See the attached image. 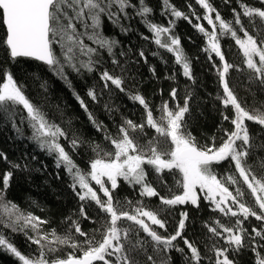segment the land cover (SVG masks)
I'll return each mask as SVG.
<instances>
[{
    "label": "snow or ice",
    "instance_id": "1",
    "mask_svg": "<svg viewBox=\"0 0 264 264\" xmlns=\"http://www.w3.org/2000/svg\"><path fill=\"white\" fill-rule=\"evenodd\" d=\"M231 2L224 0L225 4ZM235 2L239 11L233 8L232 19L228 20L210 0H195L204 10L202 17L191 12L197 20L193 27L206 38V47L202 50L207 53L222 89V95L215 97L222 105L219 131L210 137L211 144L201 145L191 131L192 90L186 91L181 104L179 89L173 87L169 100H161L154 109L139 91L133 93L125 87L126 79H132L130 63L138 61H131L128 53L121 51L119 56L125 57V63H121L114 52L120 42L101 33L102 18L127 34L131 28L125 22L139 17L151 33V37L141 34V38L157 46L158 51L152 55H160L166 64L159 50L172 54L183 77L195 84L191 60L185 54L180 38L173 32L177 20L184 19L190 24L192 20L170 0H163V14L173 18L169 19V26L152 21L153 8L146 0H0V23L5 29L0 38V52H3L4 62H17L19 58L42 62L70 89L69 72L77 75L99 72L103 87L99 94L95 88L87 90L86 95L91 101L98 103L104 91L111 94L114 86L131 101L138 102L145 113L140 123L122 117L113 133L102 121H97L88 104L73 89L75 99L88 114L95 130L103 133L104 143L85 139L78 133L70 136L62 123H57L42 105L31 100L25 86L0 65V124H10L18 138H27L41 152L53 157L56 168L66 172L70 180L68 186L80 201L77 218L69 215L62 221L66 225L63 233L56 228L47 229L48 219L7 200L13 171L3 172L0 204L6 215L0 218V228L22 233L26 241L36 247L22 252L0 230V252L14 257L17 264H174L173 252L181 255L184 264H204L206 259L210 264H238L236 257L251 250L256 254L255 264H264V255L259 251L264 249V243H261L264 241V174H257L249 163L256 149H264V101H259V106L256 103V93H264V0H259V7L244 0ZM188 8L191 10L192 5ZM201 19L206 21L210 31L199 23ZM249 26L255 30V35L250 34ZM226 37L234 41L242 54V63L250 73L251 107L247 98L238 97L230 86V71L244 69L226 59L221 44L222 38ZM103 51L111 58L112 65L120 69V75H114L107 68L101 70ZM138 56L147 63L143 50ZM149 71L156 76L154 67ZM165 79L175 80L176 73ZM135 83L132 79L133 87ZM41 87L47 92L46 82ZM104 107L109 113L116 111L109 103ZM154 111L159 115H154ZM224 122L229 127H225ZM247 122L258 125L260 131L253 135ZM149 130H154L155 135L148 139L147 145L141 144L133 135L139 133L143 137ZM82 147L92 153L87 169L81 168L71 154H79ZM0 158L11 169L29 170L28 164L9 161L3 152H0ZM222 163L228 164V170L218 173L216 169ZM261 167L264 168V164ZM150 173L155 174L156 184L165 188L169 195H162L153 185ZM166 174L172 175L178 194L168 185ZM121 183L137 190L139 199L135 202L127 197L121 200L118 196ZM249 197L252 203L248 202ZM144 198L149 201L158 198L159 204L153 209ZM202 200L211 206L213 213L234 220L231 226L220 219L204 222L210 234L204 252L184 235L188 211H181L171 233L166 218L175 206L190 204L199 209ZM32 203L39 207L36 201ZM90 204L97 209L95 218L86 211V205ZM250 218L259 222L258 226H252L251 232L245 227ZM81 219L97 226L86 232ZM179 241L183 242V247ZM64 248L70 251L58 255Z\"/></svg>",
    "mask_w": 264,
    "mask_h": 264
},
{
    "label": "trees",
    "instance_id": "2",
    "mask_svg": "<svg viewBox=\"0 0 264 264\" xmlns=\"http://www.w3.org/2000/svg\"><path fill=\"white\" fill-rule=\"evenodd\" d=\"M148 5L153 8L151 19L153 22L163 26H169V19H173L170 14L164 15L163 0H146ZM210 2L218 9L222 17L226 20L232 19V9L239 6L235 0L231 3L225 4L224 0H210ZM244 2L259 7V0H244ZM170 3L177 9L184 11L189 15L192 20L190 24L184 19H179L173 26V32L180 38L181 46L185 54L191 60L192 71L196 78L195 84L188 81L182 75V70L179 65L175 64V58L172 54L167 53L165 50H159L163 55L153 56L152 53L158 51L157 46L141 38V34L151 37V33L145 28L139 17H133L132 20L126 21L131 30L125 34L120 31L119 27H114L107 22L106 18H102L101 33L105 36L115 38L120 42V47L115 48L114 52L117 53V59L121 63H125V57L119 56L121 51L127 52L131 61H138V63H130L129 72L132 79L135 80L133 87L132 79H126L125 87L133 93L139 91L155 109L161 100H169V92L171 88L178 87L179 89V102L183 104V99L186 91L191 89L194 93V98L191 101V131L197 137L201 145L211 144L210 137L214 133H218V126L221 124L222 117L220 112L222 105L215 97L218 94L222 95V89L219 86L218 77L212 63L208 60L207 53L202 49L206 47V38L199 33L193 24L197 23L195 16L191 15L195 11L197 15L203 16L204 10L195 3V0H170ZM191 4V10L188 5ZM132 11V10H129ZM215 14H213L214 16ZM246 19V18H245ZM199 23L203 24L209 31L210 27L206 21L201 19ZM250 34L255 35V30L249 26ZM5 29L0 23V38L3 37ZM242 36V33L240 34ZM90 46L95 47L91 41H85ZM222 50L226 53V59L230 63L240 65L243 71L237 72L231 70L229 73L230 86L233 87L238 97L247 98L248 104L251 107L253 92L249 90L248 77L250 73L242 63V54L239 53L234 41L229 38H222ZM140 50L145 52L147 63L140 59L138 53ZM58 51V49H57ZM103 68L109 69L114 75H120V69L116 68L111 63V58L106 51L102 52ZM0 65L8 69L14 78L25 86L26 95L35 103L43 106L44 110L54 118L57 123H62V126L68 131L71 136L73 133H78L85 139L103 142V133H98L88 119V114L81 109L78 101L73 95V89L85 100L88 104L89 110L96 117L97 121H102L113 132H116V125L121 123L122 117L131 119L134 122L140 123L145 118L144 109L138 102L131 101L125 93L119 92L114 89L109 94L106 90L101 96L99 102H93L87 97L86 93L89 88H95L97 93L101 92L103 87L102 82L99 80V72L84 73L77 75L69 72V79L72 82V89L66 84L55 77L48 71L47 66L42 62L35 61L31 58H19L17 62L7 61L4 62L3 52H0ZM150 67L156 70L154 77L152 72L149 71ZM176 73L175 80L165 79V76H170ZM38 77V78H37ZM46 82L47 92L41 87ZM162 90V95H161ZM111 96V99L109 97ZM257 106L259 101H264V93H256ZM111 104L115 109V113H109L104 105ZM175 103V102H172ZM231 115V113L229 112ZM154 115L158 116L159 113L154 111ZM70 122V123H69ZM249 124L250 131L253 135L260 131V127L252 122ZM225 127H229L227 122H224ZM29 133L26 131V136ZM140 139V143L147 145L148 139L155 135L154 130H149L147 135L140 137L139 133L133 134ZM65 145L67 142H64ZM217 144L220 140L217 139ZM71 151L70 149H66ZM0 152L7 155L9 161L29 165V170L11 169L10 165L0 158V187H2V173L5 171H13V176L10 180V189L7 193V200L15 202L21 209L31 211L33 214L41 218L48 219L50 224L46 226L47 229L56 228L58 232L63 233L66 225L62 223L65 217L72 215L77 218L80 201L69 188V177L63 168L57 169L53 157L48 156L41 152L35 144L27 138H18L11 125L5 126L0 124ZM75 162L83 169H87V162L91 158L92 153L86 147L79 149V154L71 153ZM35 157V159H33ZM249 163L253 165L257 174H264V149H256ZM218 173H224L228 170V164L222 163L217 167ZM154 173H150L149 179L154 186L158 188L162 195H169L165 188H160L154 179ZM167 183L175 189L174 179L171 174H166ZM102 195V194H101ZM118 196L121 200L125 197L135 202L139 199L137 190L130 188L128 185L121 183L118 190ZM36 201L39 205L36 206L32 201ZM145 203L149 207L155 208L159 204L158 198H144ZM248 202L252 203L249 197ZM41 208L44 210L41 211ZM86 211L90 217L95 218L97 209L94 204L86 205ZM181 211L189 212V220L186 222V230L184 235L190 240L197 243L202 252L206 251L205 242L208 240L209 233L204 227L205 221L212 219H220L222 223L231 226L234 222L229 217H223L219 213H213L211 206L206 201H201L199 209L194 208L192 205H178L172 209L170 215L166 218L168 220V232H174L177 222L180 219ZM5 210L0 204V218L5 216ZM259 222L254 218H250L245 222V227L251 232L252 226H258ZM81 226L84 231L90 232L97 225L91 223L89 220L81 219ZM10 241L22 252H28L29 248L35 249V245H30L26 241V237L22 233H12L8 229H2ZM162 234L163 230H159ZM222 245L223 241H219ZM264 243V241H261ZM181 247L183 242L179 241ZM70 249L64 248L58 255H66ZM187 251V250H186ZM261 255H264V249H259ZM208 255H212L208 253ZM255 253L251 250H245L240 256L236 257L238 264H255ZM174 264H184L180 254L173 252ZM0 264H17L14 257L5 252H0ZM204 264H210L206 259Z\"/></svg>",
    "mask_w": 264,
    "mask_h": 264
}]
</instances>
